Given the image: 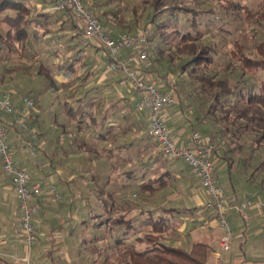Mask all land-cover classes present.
<instances>
[{"label": "rangeland", "instance_id": "obj_1", "mask_svg": "<svg viewBox=\"0 0 264 264\" xmlns=\"http://www.w3.org/2000/svg\"><path fill=\"white\" fill-rule=\"evenodd\" d=\"M42 1L44 7L49 8L52 20L47 24V28L44 24H38L36 28L32 26L31 35L23 44L0 40V93L7 91L11 97L26 94L33 99L34 107L31 110L29 124L38 133V147L34 156L25 148L22 151L15 148L11 152L14 158H17V163L27 161L34 163L39 160V168L46 173L48 169L52 172L40 179L41 189L48 188L49 184L53 183L63 196L60 202L69 203V200H72L70 210L69 208L64 210L66 213L61 214L55 222L54 217L50 220V229H59L68 250L75 249L80 256L72 264H92L95 263L94 261H97V264H111L110 261L120 264L118 254L122 247L114 243L112 245V239L117 235L119 228L118 218L125 216L132 219L135 229L130 230V236L135 233L142 234L148 228L147 224H140L147 210L157 214L158 207L155 209L152 206L164 201L170 190H178L177 187H182V183L185 182L191 183L190 189L196 188L200 178L194 175L182 159L163 156L157 144L146 134L148 113L145 109L131 112L114 107L111 125L114 128L104 131L108 137L106 140L90 135L95 132L92 131L93 124L89 123L87 116H84L82 130L76 128V120L69 119V113L63 108V101L69 98L72 105H75L73 98L68 97L69 93L75 88L81 95L85 92L86 84L91 83L92 80V83L94 82L93 75L91 72L86 74L87 71L91 70L96 74L103 68L110 74L115 70L109 67L102 48L92 43L90 49H84L82 33L71 36L73 31H69L67 23L62 22L66 14L54 8L50 1ZM83 1L98 12L102 24L113 33L135 32L145 26L152 28L148 20L154 11L150 9L148 0ZM235 1L245 5V10L233 11L222 7L219 5L220 1L216 0H199L195 3L196 7L206 12L198 18V29L202 32V37L193 43L179 42V37L172 35L174 25L164 28L171 33V37L152 36L151 29L148 52L152 76L149 79H152L160 89L167 86L168 81L174 82L172 89L176 99L173 107L178 108L180 115L176 120L169 118L166 121L169 132L178 133L183 128L184 134L196 131L204 138H212L211 140L218 144L216 152L233 158V168L229 169L223 157L212 154L211 162L219 182L224 187L230 186L231 190H235L239 195L251 199L258 197L264 201V162L259 163L262 159L261 154L264 153L260 151V145L254 142L260 133V130L254 126L256 119L247 126H244L246 122L244 118L239 117L233 121L236 111L247 105L239 93H234L238 88L237 84H251L257 89L264 81V70L258 67L243 68L230 52L233 40L236 39L242 44L243 51L247 55L252 58L262 57L259 45L264 46V17L260 15V0ZM170 2L192 4L191 0H170ZM27 3L30 5L31 1L28 0ZM44 7L35 6L31 10L32 13H37L40 22L49 20L48 15H42L44 12L41 10ZM217 15L222 18L221 21L219 17L216 18ZM171 19L178 20L177 25L181 30L190 26L189 16L183 12L165 11L155 17L156 21L170 22ZM220 25L226 29H220L218 27ZM5 28L4 25L0 26L2 36ZM197 42L207 43L211 47L209 54L212 62L207 66L196 68L195 72H190L189 68L181 69V63L198 48L195 44ZM151 51H156L157 54ZM71 61L73 64L70 68ZM199 75L203 78L198 77ZM214 80H222L224 82L222 87L226 85L232 87L233 93L220 94L219 102L212 105L213 112L207 113L206 107L213 102L210 92L216 90L218 85L216 83L205 85V83ZM203 86L205 88H202ZM247 112L255 118L264 115V105L248 106ZM75 115L79 118V111ZM222 126H229L230 130L221 129ZM233 130L237 131L236 135L231 134ZM74 138L85 139L86 144L90 142L95 144L96 151L102 154H106L108 148L118 146V141L129 140V143H126L129 160L124 164L118 160L115 163L119 166L107 167L109 162L106 161V156L95 154V151L89 148L84 150H89L90 155L74 157L79 152L78 145L70 143ZM232 146L235 149H228L233 148ZM73 150L75 154L70 159L66 160L61 154ZM52 152L54 155H51ZM49 155L54 157L53 162ZM152 158H155L157 165L151 164ZM166 159L169 164L177 160L175 165L182 177L168 178V186L161 189L150 192L143 190L139 182L160 174ZM61 166L65 171L58 176L56 170ZM90 166L94 170H91ZM68 174L73 176L65 182L63 179H66ZM47 193L49 201L53 202L52 205H58V200L53 198L48 189ZM179 196V200H166L163 202L164 206L190 208L196 206V201L189 193L184 194L180 189ZM181 200L184 204L180 202ZM98 213H101V216ZM107 215L110 216L108 220L104 219ZM173 215L177 221H173L174 229L168 230L166 234L168 240L175 239L177 231L181 230L186 241L191 243V232L197 236L202 230L210 227L209 225L205 227L208 219L193 223L191 216L180 210ZM261 216L262 214H256L252 217L245 216L244 219L239 213L228 214L233 237L230 247L222 252V264H230L231 258L238 254L252 264H255V261L257 264H264V220L260 219ZM18 236L22 241L20 233ZM46 239L36 234L31 256L28 261L24 260L26 263L23 264H58L57 257L62 251L51 250L49 257L46 251L40 249V246L47 242ZM76 239L80 241L75 243ZM47 243L50 244V241ZM106 254L111 258L104 261ZM62 264L67 263L62 262Z\"/></svg>", "mask_w": 264, "mask_h": 264}, {"label": "built area", "instance_id": "obj_2", "mask_svg": "<svg viewBox=\"0 0 264 264\" xmlns=\"http://www.w3.org/2000/svg\"><path fill=\"white\" fill-rule=\"evenodd\" d=\"M50 1L54 8L71 12L74 20L82 27L83 41L90 39L97 43L103 49L109 67L120 72L119 83L135 93V110L148 111L146 133L157 144L163 156L182 159L200 178L201 188L206 194L200 203L222 230L217 241L218 252L228 249L233 231L227 211L243 212L253 204L264 209V201L259 198H239L237 195L224 197V188L215 175L211 162V156L218 144L196 131L191 132L186 143L179 144L169 132L162 108L175 102L176 96L172 89L174 82L168 81V88L160 89L152 79L145 78L150 67V27L145 26L135 32L113 33L102 24L95 10L83 0ZM33 107V99L26 94L21 96L18 104L7 91L0 95V168L17 196L20 212L17 230L27 248L36 240L34 218L38 205L33 198L39 194L41 187L39 182L30 180V174L25 167L16 164L10 148L9 131L1 118L4 113L13 115L12 123L25 140L29 153L34 156L38 147V133L29 125ZM35 164L39 165L40 161L36 160ZM49 189L55 200L63 197L54 184ZM24 260L28 261V257H24Z\"/></svg>", "mask_w": 264, "mask_h": 264}, {"label": "trees", "instance_id": "obj_3", "mask_svg": "<svg viewBox=\"0 0 264 264\" xmlns=\"http://www.w3.org/2000/svg\"><path fill=\"white\" fill-rule=\"evenodd\" d=\"M191 1L192 4L190 5L172 3L170 2V0H148L147 3L150 9L154 11V13L151 14L148 20V23L152 25V36L166 35L171 37V33L165 31L164 28L170 25H174L175 27L172 35L178 36L179 42L193 43L196 40H200L202 37V32L198 29V18L206 11L195 6V3L199 2V0ZM216 1H220L219 5H221L222 7L224 6L225 8L232 9L233 11L245 10L246 8L245 5L241 4L240 2H236L235 0ZM259 9L260 15L264 17V0L259 1ZM31 10L32 7L26 2V0H0V26L4 25L6 27L4 36H2L0 31V40H10L15 43L21 42L23 44L29 39L32 26L36 28L38 24H44L45 28H47V24H50L52 20L48 18L49 20H43V22H40L37 18V13H32ZM165 11H169L170 13L178 11L187 14L190 20V28L188 27L185 30H181L180 28H178L177 19H171L170 22H165L164 20L156 21L155 17L159 13ZM60 12L66 14L62 22L67 23V25L69 26V31H73L71 33V36L74 37L78 33H82L83 30L81 25L74 20L70 11L60 10ZM96 13L98 15L97 11ZM42 15L46 16L47 14L44 13ZM217 17H219V15H217L216 18ZM218 19L221 21L222 18L219 17ZM218 27L220 29H226L221 25ZM93 44L100 47L95 42H93ZM195 44L198 45V48L191 54V56L187 60L181 63V69L189 68L188 70L190 72H195L196 68H200L202 67V65L207 66L210 62H212V57L209 54L211 47L207 43L197 42ZM259 49L262 52V57L252 58L243 51L242 44L238 40L234 39L233 47L230 52L234 56V58L238 60V63L243 68L258 67L264 70V46L260 44ZM151 52L157 54L156 51ZM72 64L73 61H71L69 64L70 68L72 67ZM147 72L149 75H152L151 63ZM198 77L203 78L202 75H199ZM206 83L205 85H210L211 83H216V85H218V88L216 90L210 92V97L213 98V102H211L209 106L206 107L207 113H212V105L216 102H219V95L233 93V89L232 87L227 85L222 87V83H224L222 80H214V82L207 81ZM237 85L238 88L236 92L234 91V93H239L240 97L243 98L247 105H245V108H240L238 109V111H236V115L233 121H235V119L239 117L244 118L246 119L244 126H247L249 125V122L256 119L254 121V126L260 130V133L258 138L254 139V142L260 145V151L264 153V115L261 114L255 118L254 115H251L247 112L248 106L264 105V81L260 83L257 89H255L251 84L244 85L238 83ZM202 88H205V86H203ZM68 97L75 98L77 101L75 105H72V103L66 99L63 101V108L69 113V119L76 120V128L78 130H81L80 128L82 127L81 125L84 121V116L88 117L89 123L91 122L94 128L96 120L93 114L85 109V103L82 95H79V91L74 88L69 93ZM78 111L80 113L79 118H77V116L75 115V113ZM228 127L229 126H222L221 129H225L226 131H228L230 130ZM105 129H102L101 131L99 130V132L97 133L99 138L104 140L108 138L107 133L104 131L109 130ZM236 133L237 131L235 130L231 131L232 135H236ZM114 149H118V146H115L114 148H108L107 153L110 154ZM228 149L232 150L235 148L229 147ZM261 155L262 159H260L259 163L264 162V154ZM221 157L225 159L229 169L233 168V158L231 156L222 154ZM116 161L117 160H110L109 165L112 167H116ZM167 174L168 173L166 171L162 172L157 176L141 180L139 184L143 190H147L149 192L155 189H161L167 185ZM113 200L114 198L112 199V201ZM175 210L176 209L174 207H162L158 209L157 214H153L152 211L150 212L149 210H147V214L144 215L140 221V224H147V230L142 234L135 233L133 235L131 234V236L130 230L135 229V225L132 222V219L125 216H121L120 218H118L117 227L119 228L117 231V235L112 239V245L114 243L115 245H120L122 247L121 252L118 254V262L120 261V264H209L207 259V253L209 250L208 243L201 240H194L188 247H185L173 243L172 240L167 239L166 234L168 230H173L175 227L171 218ZM109 217L110 216L107 215V218L105 217L104 219L108 220ZM109 258L111 257L106 254L104 256V261H107ZM110 263L114 264L111 261Z\"/></svg>", "mask_w": 264, "mask_h": 264}, {"label": "crops", "instance_id": "obj_4", "mask_svg": "<svg viewBox=\"0 0 264 264\" xmlns=\"http://www.w3.org/2000/svg\"><path fill=\"white\" fill-rule=\"evenodd\" d=\"M27 1L28 0H26V2ZM29 1H31L30 5H31L32 9H34L35 6L44 7V5H45V4H43L42 0H29ZM47 1H50V0H47ZM50 4H52L51 1H50ZM52 6H53V4H52ZM48 9L49 8H47L45 6L44 9H42L41 11L46 13L48 15V18H51L50 14H49L50 12ZM116 33H119V32H116ZM82 43L84 45V49H90L93 41H90V39L83 41V39H82ZM96 47H98V46H96ZM98 48H100V47H98ZM90 72L93 75L94 82L92 83L93 80L92 81L90 80L91 83L86 84L85 92L81 95H82L84 103H85L84 104L85 109L87 111H89L90 113H92L95 120H96L95 127L92 129V131H94L95 134H90V135L95 136V138H97V137L99 138V136L97 135L99 130L101 131L102 129H105V128H106L105 130L114 128L111 125L113 123L112 122V113L115 109H121L122 111L134 112V110H135V93L131 89H129L125 86H122L119 83V77H120L119 71H116V72L113 71L112 73L109 74L106 72L105 69L103 70V68H102V70L99 73L93 74L92 71L89 70V71H87L86 74H88V73L90 74ZM151 76L152 75H149L148 72H146L145 78L149 79ZM166 88H168V87L165 86L164 88H161V89H166ZM126 90H130V91L127 92ZM1 93H0V95H1ZM20 98H21V95H19L18 97L12 96V99L14 100V102L16 104H18L20 102ZM66 100L69 101V98H66ZM73 100H74L73 102L76 104L77 103L76 99L73 98ZM69 102H71V101H69ZM173 104L165 106L162 108V114L165 118V121L169 120V118H171L172 120H176L177 118H179V115H180L179 110H178V108L173 107ZM114 107H117V108L114 109ZM145 111H147V110L145 109ZM147 113H148V111H147ZM12 118H13V115L5 114V113L2 114V118H1L2 121L7 125L8 131H9L10 148H11V150L17 148V150H19V151L24 150L23 148L28 150V148L26 147L25 140L19 135L17 128L12 123ZM166 124H167V122H166ZM80 129L82 130V127ZM81 130H79V131H81ZM190 134H188V133L184 134L183 128L180 129V131L178 133H175L174 131L171 133V135L175 138V140L179 144L186 143ZM212 141H214V140H212ZM71 142L75 143V145H78V147H79V150H78L79 152H77L76 153L77 155H75L74 157L81 156V155L82 156L90 155L89 150H84V148L85 149L89 148V149H91V151H95V154H98L102 157L105 155L107 162H109L110 160L111 161H114V160L118 161L119 160L122 162V164H124L125 162H127L129 160L130 155H129V151H128V146L126 145L127 142L129 143V140L127 142H121V140L118 141V143H117L118 149L112 150V152L110 154H108V153L102 154V153H100V151L97 152L96 148L94 147L95 144H93L91 142H90V144H86L85 139L84 140L83 139L77 140L76 138H74L70 141V143ZM111 148H114V146H112ZM214 153L217 155V157L221 158V155H222L221 153H218V151L214 152ZM61 154L67 160V159H70V157H72L73 154H75V151L73 150V152H69L67 154L61 152ZM51 155H54V153L52 152ZM51 155H49V156L51 157ZM53 159H54V157L50 158V160L52 162L55 160V159L54 160ZM14 160H15L17 165H19L21 167H25L28 170V172L30 174V180L33 182H35V181L39 182L40 179H43L47 173L52 174L50 169H48V172L46 173V171H43L41 168H39V166L36 165L35 162L33 163V162L27 161V162H23V163H17V158L16 159L14 158ZM176 161L177 160H174L169 164L168 160L166 159L165 166L161 169L160 172L162 173V172L166 171L168 173L167 174L168 178L180 179L182 177V174L180 171H178V168L175 165ZM150 162L153 166L158 164V163H156L155 158L150 159ZM152 165L150 168L153 167ZM116 166H119V165L117 164ZM107 167H110L109 163H108ZM90 169L94 170V168H91V166H90ZM102 170H104V169H102ZM64 171H65V169L62 166L60 168L58 167V169L56 170L58 176L60 174H63ZM72 176H73L72 174H68L66 176L67 178L63 179V180L65 182H67ZM154 176H157V175H154ZM154 176H151V177H154ZM51 184H53V183H51ZM51 184H49L48 188L45 187L44 189H41L39 194L34 196V198H33V200L38 205V211H37V214L34 218L35 233L37 235L38 234L42 235L44 238L46 237L47 242L50 241V244H48L46 242L42 246H40V249H42V251L43 250L46 251V254L49 257L51 256V250L62 251L61 255H59L57 257V263L62 264V262H63V263H67V264H72L73 261L80 258V256L77 254V251H75V249L71 250V251L68 250L67 245H65V242H64V236L60 235L59 229H55V230L50 229V225H51L50 220L54 217L53 220L55 222L57 219H59L61 214L66 213V212H64V210H66L67 208H69L68 210H70L72 200H69V203H62V202H60L63 199V197H62L60 199H57L59 202L58 205L57 204L52 205L53 202L49 201V199H48L49 194L47 193V189L51 193V191L49 189ZM200 184H201V182H199L197 184L196 188L190 189L191 188L190 182L182 183V187H179V188L177 187L178 190H170L169 194L167 195V198L162 202L156 203L155 205L152 206V208L156 209V207H158V209H160L162 207H174L176 210L173 212V214H176L177 212H179V210L183 211L184 214H186V215L188 214L189 216H191V221L193 223L200 222L204 219H208V225L210 227L205 229V230H202V232L197 236H195L191 232V235H192L191 242L194 240H201V241L208 243L209 244V250L207 253V259H208L209 264H222V252L223 251L218 252V244H217L218 238H219L222 230L219 228L220 226L216 223V221L209 216V211L206 210L205 208H203L201 203H200L202 201V199H204L206 197V194L202 190ZM166 186H168V183ZM231 186H233V185L231 184ZM223 188H224V197H228L230 195H237L239 198L245 197L244 195L237 194L235 192V190L232 191L230 186H228V187L223 186ZM180 189H181L182 193H184V194L189 193L190 194V197L196 201V206H194L193 208L184 207V206H182V207L181 206H172V205L164 206L163 202H165L166 200L167 201L168 200H174L175 201V200L180 199L179 198L180 197L179 196V190ZM255 198L257 199L258 197H255ZM252 199H253V197H252ZM180 202L182 204H184L182 200ZM244 212H245V214H244ZM157 213H158V210H157ZM232 213L242 214L244 216V219L246 218L245 216L252 217L256 214H258V215L262 214L260 219L264 220V209H260L257 206H255L254 204L251 205L246 210H244L243 212H239L237 210H228L227 216H228V214H232ZM98 214H99V216H101L100 215L101 213H98ZM19 216H20V212H19V207H18L17 196H16L9 180L6 177H4V174L0 168V264H23L24 262L26 263V261H24L23 257L27 256L28 258H30V256H31V250H32V247H33V244L35 241L30 245L29 248H27V246L19 238V236H18L19 231L17 230V228L19 227ZM99 216H97V217H99ZM173 216H175V215H173ZM173 216L171 217L172 221L176 222L177 220H175L174 219L175 217H173ZM106 218H107V216H106ZM77 219H79L78 216H77ZM61 226L62 225L60 224L59 227H61ZM53 227H55V226H53ZM177 228L180 229V227H177ZM53 233L56 234V235H54L55 237L51 235ZM171 240L173 241V243H176L178 245H181L183 243L182 246H185V247H188L191 244L190 241H189V243L186 241L181 230L179 232L177 231V236H175V239H171ZM79 241H80L79 239H76L75 243H78ZM75 243H72V244L74 245ZM243 254H244V252H243ZM88 258H90V257H88ZM89 260H91V259H89ZM95 260H97V259L95 258ZM94 262L95 263H92V264H97V261H94ZM255 262H256L255 264H257V261H255ZM230 264H252V263L248 259H246L244 256H242V255L240 256V254H238L237 256H233L231 258Z\"/></svg>", "mask_w": 264, "mask_h": 264}]
</instances>
